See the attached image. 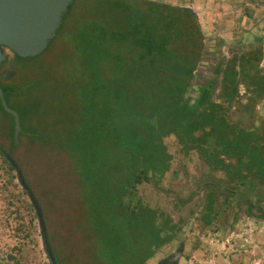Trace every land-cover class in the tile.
Listing matches in <instances>:
<instances>
[{
    "label": "trees",
    "instance_id": "1",
    "mask_svg": "<svg viewBox=\"0 0 264 264\" xmlns=\"http://www.w3.org/2000/svg\"><path fill=\"white\" fill-rule=\"evenodd\" d=\"M78 10H81L79 16L76 14ZM102 13L109 16L97 23L93 18L102 16ZM66 30L72 32L69 42L76 50L79 61L95 69L97 65L101 66V84L104 90L110 92V103L116 97L111 93L121 91L122 98H125L127 93L134 90L132 83L135 74L147 77L152 80V86L145 80L147 88L157 87L158 93L164 92L165 103H169L168 110H179L177 114L183 116L180 124L185 132L182 134L178 131L179 135L182 134L178 139L188 149L208 152L207 147L196 145L199 139L195 137L196 132H203L207 127L211 129V134L205 133L203 137L216 136L217 144L224 153L231 150L225 132L229 130L234 134H243L240 139L232 138L233 149L248 153L249 149L244 148H248L255 134L245 135L234 127L229 129L228 124L220 118L207 116V110L212 107L209 91L201 89L204 96L196 105H190L187 99L204 49L201 25L187 8L151 0H74L57 33L59 35ZM11 53L14 56L13 64L15 59L38 58L24 59ZM240 54L229 62L225 75L244 80L248 92L254 95L246 107L254 109V103H257L255 98L264 96V71L260 67L263 51L261 48L251 49ZM10 59L7 56L0 66V88L4 91L8 106L19 113L23 131L17 145L15 119L4 110L0 100V113L9 118L8 126L0 131L10 143L9 147L0 143V172L7 179L5 190L9 194V206H19L16 211L18 215L22 214L21 209L30 215L33 212L36 214L24 189L19 194L11 190L19 186L15 183L18 180L17 170L8 158L15 160V151L22 145V140L27 139L31 146H37L40 142L45 147H55L57 152L67 154L74 163L80 186L86 191L79 218L88 220L94 237H98L99 243L107 249L105 252L109 256H122V260L127 262L135 261L133 264H146L178 232L176 226L163 222L165 216L170 220V215L160 213L142 195L144 183L156 185L161 182L172 156L163 151L169 158L168 162H163L158 155L145 149L131 154L129 146L122 147L119 126L112 123L117 114L108 106L103 114L101 100L95 92L86 116L79 115L70 126H50L45 121L43 128H39L34 109L25 103L31 94L21 87L19 79L22 76L19 78L16 75L11 82H6L2 75ZM199 108L205 109L204 112ZM192 142L195 145L188 144ZM15 162L18 164L17 160ZM18 167L23 173L19 164ZM147 213H152V217L146 216ZM34 218L20 223L15 230L30 237ZM15 250L16 254L10 256L13 263L9 264L22 263V248L16 247ZM129 253L142 255L129 260Z\"/></svg>",
    "mask_w": 264,
    "mask_h": 264
},
{
    "label": "rangeland",
    "instance_id": "2",
    "mask_svg": "<svg viewBox=\"0 0 264 264\" xmlns=\"http://www.w3.org/2000/svg\"><path fill=\"white\" fill-rule=\"evenodd\" d=\"M151 1L191 8L199 17L204 49L195 83L188 93V97L192 98L191 103H194L198 96V82L212 77L214 70L221 63L227 65L228 61L243 51L261 48L263 60L260 67L264 71V20L262 21L264 0ZM76 14L79 16L81 10ZM102 14L103 17L97 15L93 19L101 23L109 16ZM71 34V30L59 35L57 33L47 50L37 56L38 58L15 59L13 64L17 77L22 76L19 77L21 87L31 94L24 102L34 109L37 126L43 128L45 121L50 126H70L73 119L88 114L87 107L93 103L95 92L97 98L101 100L102 104L99 105L101 104L102 113L105 114L104 108L108 106L117 114L112 123L119 126L118 135L122 147L129 146L131 154L145 149L158 155V159H162L163 162H168L169 158L165 153H169L170 138L176 137L179 141L178 138L181 139L185 132L180 124L183 116L177 114L179 110H168L169 103H165L167 99L164 92L158 93L157 87L148 89L145 80H148V83L152 80L136 74L132 83L134 90L127 93L125 98H122L121 91L111 93L116 97L114 96L115 100L110 103V92L104 90L101 84V66L97 65L95 69L79 61L76 50L69 42ZM7 56H10L13 63V54L7 52ZM150 85L152 86L151 83ZM241 91L243 93L245 89L241 88ZM257 112L251 120L244 118V123L249 121L256 124L259 117L264 120V106L259 105ZM8 119L5 114L0 113V131H4L8 126ZM178 131L182 134L179 135ZM172 132L175 136H172ZM257 140L263 149L264 137ZM0 143L8 147L10 145L7 136L2 132ZM38 144L31 146L27 139H23L22 145L15 151L14 158L23 169L25 178L43 209L50 245L58 264H133L135 261H124L123 257L117 254L109 256L104 245L99 243V238L94 237L88 220L79 218L86 191L81 188L74 163L67 154L57 152L55 147H45L40 142ZM244 149H249L251 160L260 156L261 150L256 148L251 150L249 147ZM171 150L176 152L173 147ZM175 164L172 168L176 167ZM206 172L204 169L201 173ZM167 178L172 181L178 180L174 179L173 174L167 175ZM167 178L165 177L164 181ZM15 183L19 188L12 187L11 190L19 194L22 187L17 179ZM175 183L170 184L172 189L184 184ZM6 184L7 179L0 172V264L13 263L10 256L16 254V247L23 250L21 264H51L45 252L36 214L33 212V215H30L21 209L22 214L18 215L16 211L19 206H9ZM142 191L144 198L154 208L162 204V198L171 197L157 193L152 186L143 185ZM164 209L162 206L159 210L165 211ZM170 211L175 217L176 211L172 209ZM232 213L220 214L216 224L202 235L203 238L198 243L196 241L198 228L192 223L188 224L179 237L161 248L149 264H156L164 256L177 251L179 241L186 245L184 249L186 259L181 260L180 264H264V224L256 226L251 219L236 212L239 214L240 223L234 228L235 234L230 238L227 236L226 226ZM145 215L152 217V213ZM33 216L34 229L30 237L15 230L20 223L29 222ZM141 255L128 254L129 260Z\"/></svg>",
    "mask_w": 264,
    "mask_h": 264
},
{
    "label": "flooded vegetation",
    "instance_id": "3",
    "mask_svg": "<svg viewBox=\"0 0 264 264\" xmlns=\"http://www.w3.org/2000/svg\"><path fill=\"white\" fill-rule=\"evenodd\" d=\"M7 52L11 51L5 48V60ZM231 61L232 59L228 61L227 65L224 62L221 63L214 70L212 77L198 82V96L194 99V103H191L192 98L188 95L187 99L190 105H196L204 96L201 89L209 91L212 107L207 110L206 115L225 121L229 129L234 127L245 135L255 134L256 137H253L248 147L251 150L253 148L261 150L260 156L251 160L249 153L245 154L243 151L233 149L234 141L232 138L234 137L236 140L244 135L241 133L239 135L234 134L229 130L225 132L224 136L226 142L231 146V150L226 153L217 144L218 138L216 136L206 139L203 137L205 133L211 131L207 127L204 128L203 132L200 130L195 133V137L199 139L196 145L207 147V153L196 148L188 149L186 144L179 142V139L177 141L176 137H171L168 150L172 160L161 182L156 185L152 182L144 183L145 186L155 188L157 193L171 195V197L162 198V204L155 207L160 209L163 206L166 210L164 209L165 211L161 212L170 215V220L165 216L163 222L176 226L178 229L177 234L168 244L177 239L185 226L191 223L198 228L196 239L198 243L203 238L202 235L216 224L219 215L223 212L228 214L233 212L226 226L227 236L230 238L235 234L234 228L239 226L240 223L239 214L236 212H240L251 219L256 226L260 223L264 224V146L262 149L257 140V138L264 137V120L259 117L256 124L249 123V121L244 123V118L251 120L254 117V113L259 110V105L264 106V96L258 95L255 98L258 99L257 103H254V109L246 107L251 103L254 95L248 92L243 79L240 77L233 79L225 75ZM237 68L239 70L238 66ZM15 72L16 69L10 59L8 66L2 71L5 81L11 82L17 75ZM193 83H195V80ZM241 88L245 89L243 93ZM216 106L220 107L217 108ZM199 109L203 112L205 110L203 108ZM172 147L176 152L171 150ZM174 164L176 167L172 168ZM200 169H203L202 171L205 169L207 172L203 174ZM169 174H173L175 180L178 179L177 181L182 182L177 183V181L170 180L167 178ZM165 177L167 178L166 181H164ZM174 183L175 185L184 184L172 189L170 184ZM170 209L176 211L175 217L172 216ZM179 242L177 251L164 256L156 264H172L175 257L179 259L174 264H180L181 260L186 259L184 256L186 245L182 241ZM152 259L148 260L146 264H149Z\"/></svg>",
    "mask_w": 264,
    "mask_h": 264
},
{
    "label": "water",
    "instance_id": "4",
    "mask_svg": "<svg viewBox=\"0 0 264 264\" xmlns=\"http://www.w3.org/2000/svg\"><path fill=\"white\" fill-rule=\"evenodd\" d=\"M74 0H0V66L5 60L4 49H8L20 58H33L43 54L56 37L63 24V18ZM199 21L198 15L187 8ZM0 100L4 110L15 119V142L19 144L22 126L20 115L10 108L0 88ZM17 170L18 182L27 192L39 222L40 232L46 255L51 264H58L57 257L50 245L43 209L25 179L18 164L8 158ZM179 258L172 260L174 264Z\"/></svg>",
    "mask_w": 264,
    "mask_h": 264
},
{
    "label": "crops",
    "instance_id": "5",
    "mask_svg": "<svg viewBox=\"0 0 264 264\" xmlns=\"http://www.w3.org/2000/svg\"><path fill=\"white\" fill-rule=\"evenodd\" d=\"M264 19H262V21H263ZM197 73V72H196Z\"/></svg>",
    "mask_w": 264,
    "mask_h": 264
}]
</instances>
